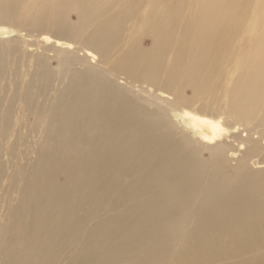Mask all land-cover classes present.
<instances>
[{
  "label": "bare ground",
  "instance_id": "bare-ground-1",
  "mask_svg": "<svg viewBox=\"0 0 264 264\" xmlns=\"http://www.w3.org/2000/svg\"><path fill=\"white\" fill-rule=\"evenodd\" d=\"M261 1L0 0V264H264Z\"/></svg>",
  "mask_w": 264,
  "mask_h": 264
},
{
  "label": "rangeland",
  "instance_id": "rangeland-1",
  "mask_svg": "<svg viewBox=\"0 0 264 264\" xmlns=\"http://www.w3.org/2000/svg\"><path fill=\"white\" fill-rule=\"evenodd\" d=\"M256 2H257V0H251V3L248 6V12H247L246 21L244 22V27L250 26L251 18L254 15V12H255ZM260 5H262L261 7L264 8V4H263L262 1H261ZM70 17H71L72 20L76 19L75 15L73 13L70 15ZM243 36H245L244 37L245 39L243 38V41H245V44H243V46H241L242 50H244L245 47L250 43L249 40L252 37V33L248 32L247 35H243ZM59 179L61 180L62 178L60 177Z\"/></svg>",
  "mask_w": 264,
  "mask_h": 264
}]
</instances>
